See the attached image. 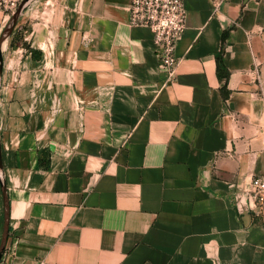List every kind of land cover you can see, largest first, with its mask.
Masks as SVG:
<instances>
[{"label":"crops","instance_id":"0c3cea01","mask_svg":"<svg viewBox=\"0 0 264 264\" xmlns=\"http://www.w3.org/2000/svg\"><path fill=\"white\" fill-rule=\"evenodd\" d=\"M183 5L171 81L130 0L25 5L1 44L0 264H264L246 195L264 175V0Z\"/></svg>","mask_w":264,"mask_h":264},{"label":"built area","instance_id":"2783aa9c","mask_svg":"<svg viewBox=\"0 0 264 264\" xmlns=\"http://www.w3.org/2000/svg\"><path fill=\"white\" fill-rule=\"evenodd\" d=\"M224 0H212L213 13L218 12ZM21 0H0V11L11 16ZM128 23L134 28H145L151 32L152 44L156 49L160 68L167 80L174 78L178 59L175 49L186 27L183 0H130ZM85 39V44L89 42ZM249 212L260 220L264 229V175L251 179L246 193ZM36 264H45L38 260Z\"/></svg>","mask_w":264,"mask_h":264},{"label":"water","instance_id":"95a60500","mask_svg":"<svg viewBox=\"0 0 264 264\" xmlns=\"http://www.w3.org/2000/svg\"><path fill=\"white\" fill-rule=\"evenodd\" d=\"M29 1L30 0H21V2L17 6L13 14L10 16L9 22L2 32V35L0 37V73L2 71V61H3L2 53H1V44L11 34L21 11ZM0 192H1V200L3 205V226H2V233L0 239V258H1V255L6 245V241L8 237V229H9V204H8V197L6 192V185L2 177L1 153H0Z\"/></svg>","mask_w":264,"mask_h":264},{"label":"trees","instance_id":"16d2710c","mask_svg":"<svg viewBox=\"0 0 264 264\" xmlns=\"http://www.w3.org/2000/svg\"><path fill=\"white\" fill-rule=\"evenodd\" d=\"M216 74L220 82H222L221 91L222 94L225 95L226 93V83L228 80L229 73L227 69L223 66V63L220 57L216 58Z\"/></svg>","mask_w":264,"mask_h":264},{"label":"rangeland","instance_id":"374dc122","mask_svg":"<svg viewBox=\"0 0 264 264\" xmlns=\"http://www.w3.org/2000/svg\"><path fill=\"white\" fill-rule=\"evenodd\" d=\"M257 221L260 222V220L257 219ZM2 226H3V205H2V200L0 204V239H1V233H2Z\"/></svg>","mask_w":264,"mask_h":264}]
</instances>
